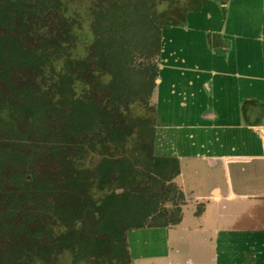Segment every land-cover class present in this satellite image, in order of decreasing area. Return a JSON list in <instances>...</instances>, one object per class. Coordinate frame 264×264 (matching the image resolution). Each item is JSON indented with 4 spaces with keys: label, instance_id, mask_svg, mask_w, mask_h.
<instances>
[{
    "label": "trees",
    "instance_id": "16d2710c",
    "mask_svg": "<svg viewBox=\"0 0 264 264\" xmlns=\"http://www.w3.org/2000/svg\"><path fill=\"white\" fill-rule=\"evenodd\" d=\"M66 1L0 0V233L11 239L0 264L27 263L19 261L25 249L47 256L40 237L52 229L30 224L47 194L56 200L44 207L65 225L50 245L67 250L74 261L132 264L127 230L180 219L182 193L170 181L177 159L154 153L150 116L133 121L120 105L137 97L149 104L162 29L201 1L189 0L183 8L169 0L163 10L154 0L97 2L93 40L87 54L75 59L69 55L72 23L59 12ZM39 19L46 27L36 47L30 46V24ZM61 55L64 62L55 70L52 57ZM42 78L52 81L43 86ZM76 81L92 85L76 93ZM128 140L134 146L125 148ZM111 145L117 150L109 152ZM41 153L59 161L56 172L32 171V156ZM85 156L93 165L84 164ZM96 191L103 193L95 197Z\"/></svg>",
    "mask_w": 264,
    "mask_h": 264
},
{
    "label": "crops",
    "instance_id": "0c3cea01",
    "mask_svg": "<svg viewBox=\"0 0 264 264\" xmlns=\"http://www.w3.org/2000/svg\"><path fill=\"white\" fill-rule=\"evenodd\" d=\"M200 1L162 29L149 96L180 219L127 230L132 264H264V0Z\"/></svg>",
    "mask_w": 264,
    "mask_h": 264
},
{
    "label": "rangeland",
    "instance_id": "374dc122",
    "mask_svg": "<svg viewBox=\"0 0 264 264\" xmlns=\"http://www.w3.org/2000/svg\"><path fill=\"white\" fill-rule=\"evenodd\" d=\"M179 2V4L184 8L185 3L187 0H176ZM97 2L100 3H105V0H67L66 1V6H62L61 4L59 6V12L62 10V16L67 17L70 19L72 26H71V33L74 36V40L72 43V46L70 47L69 50V55L75 59V58H82L84 57L87 52H88V46L93 40V31L91 30V24L93 22V8L96 6ZM155 3V8L158 10H163L167 8L168 4L170 3L169 0H154ZM179 6V5H178ZM61 7L65 9H61ZM177 8V7H176ZM187 11V10H186ZM178 14L181 15V13L177 10ZM48 16V15H47ZM56 16H54L55 18ZM56 19V18H55ZM48 20L51 22L53 20V17L48 16ZM57 21V19H56ZM32 26V29L29 30V44L30 46L36 47L37 42L39 40V35L43 32L44 28L46 27V21L44 20H37L33 23L30 24ZM50 26L47 27L49 29ZM55 29V27H54ZM44 34H48L47 31L44 32ZM62 56V55H61ZM59 56L58 58L55 59V57H52V64L55 68V70H58L61 68L63 64V57L64 56ZM48 69V68H47ZM97 72V71H95ZM102 80H107L108 79V74L106 73H100ZM50 74V73H49ZM52 74V73H51ZM43 79V78H42ZM37 80V79H36ZM49 79H43V86L46 85V83H50ZM85 82V81H84ZM74 89L76 93L81 92L83 89H89L91 87V83H84L76 81L74 82ZM148 102L149 100V95L147 96ZM120 110L128 117L134 119L142 116H150L153 119L154 116V111L152 109V106L149 105L148 103H144L140 98H134L128 102L126 106H123L122 104L120 105ZM133 141L128 140L125 143V148L134 146ZM35 146L39 147L37 145V142L34 143ZM114 146V145H113ZM40 148V147H39ZM115 148V146H114ZM112 148V145L110 146V149L108 150L109 152L116 151L117 149ZM120 151V150H119ZM118 151V153H119ZM33 160L31 163V169L34 172H39V174H51L53 171H57L60 163L58 160H55L53 158H50L47 154H36L35 156H32ZM83 159L84 164L91 166L95 162V160H92L91 157L85 156ZM30 167V166H29ZM176 174H173L172 178ZM171 181V180H170ZM97 188L93 186L92 190L95 191ZM97 194L94 196L96 197L97 195H101L103 191H96ZM56 200L54 195H45L41 198L40 205L34 209V213L32 216V220L30 224L38 223L46 226L47 224L48 228L52 229V232H44L43 235L40 237L43 239V242L46 243V251H48L46 257H39L37 252L31 253L28 249H25L22 251L21 258L19 261H24L27 263L24 264H91V260L87 261L86 259H79L78 261H74L73 257L70 252H67V250H61V251H55L53 248L52 244L50 245V240L54 235L58 234L60 231H62L65 228L64 224L60 223V220L53 216V214L50 213L49 208H46L44 206H47L49 203L53 202ZM181 203V202H180ZM179 203V204H180ZM167 208H174V206L171 204V201H167L164 204ZM180 207V206H179ZM46 226V227H47ZM141 228V227H139ZM135 229V228H133ZM10 237L8 234H1L0 233V254H4L2 252H5L3 255L4 257L7 255L6 253L8 252V249H10ZM8 247V248H7ZM46 253V252H45ZM20 263V262H18Z\"/></svg>",
    "mask_w": 264,
    "mask_h": 264
}]
</instances>
